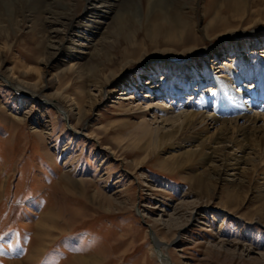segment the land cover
<instances>
[{"label": "rangeland", "instance_id": "1", "mask_svg": "<svg viewBox=\"0 0 264 264\" xmlns=\"http://www.w3.org/2000/svg\"><path fill=\"white\" fill-rule=\"evenodd\" d=\"M157 1L155 33L86 0L0 1V264H160L156 238L171 264H264V119L218 160L186 154L264 113V0ZM190 111L219 120L173 146L159 121Z\"/></svg>", "mask_w": 264, "mask_h": 264}, {"label": "bare ground", "instance_id": "2", "mask_svg": "<svg viewBox=\"0 0 264 264\" xmlns=\"http://www.w3.org/2000/svg\"><path fill=\"white\" fill-rule=\"evenodd\" d=\"M0 1L4 6L7 5L8 8H11V7L15 8V6L17 7V5H18V7L20 6L21 10H31V11L33 10L34 12L48 10V9H46L47 4L44 3V0H0ZM86 1H87V7L85 8V10L87 9V11L89 13H98L100 7H105L106 11L101 12L102 13L101 15L103 16V18L106 19L107 17H111L112 19L116 20V22L118 23L119 26L125 22L124 17H125V15L127 16L128 13H129V15H128L129 17L134 18V22H137L140 24L142 22H144L146 19H148V17L154 16V19L152 18L153 20H150V22L152 21V23L149 24L150 22H148L149 26L146 27L148 32H153V33L160 30V27H159L160 21L159 20L160 19L164 20V17L165 18L168 17L167 16V14H168L167 8L163 5H161V3L159 1H157V3H155L154 2L155 0H145V7L146 8L141 6V3H142L141 0H128V3L120 9L119 8L116 9L117 5H116V3H114L115 0H86ZM66 4H68V3H66ZM236 4H240V3H236ZM236 4H234V5H236ZM132 6H134V9H132ZM65 10H66V12H68V11L69 12H68V14L64 15L65 19L61 20L59 23L62 26H64L65 28H67L70 25L71 17L74 15V12H72L74 10L70 9V4L65 6ZM157 12H159V13L157 14ZM12 13H13L12 10H10V14H12ZM160 13L162 16L160 15ZM177 20H179V19L177 18ZM80 23L81 22H78L75 25L73 24L74 28L78 29V28L84 27L83 24H80ZM88 27H90V26L88 25ZM97 27H99V25H95L94 28L96 29ZM116 27H117V25H116ZM52 29H54V28H52ZM108 78L105 80L103 79L105 84L107 83V80H109ZM245 80L246 79H244L242 83H244ZM242 83H240L239 85H241ZM227 87H228V85H225V88H227ZM20 89L23 90L21 87H20ZM151 89H152L151 93H153L154 90L159 89V86H157V84L151 85ZM229 91H230V94H232V95H236L235 92H238V91H233L231 88L229 89ZM215 95L218 97L219 100L221 99V96L226 97V95L224 94V92L221 89H218L216 91ZM250 96H252V95H250ZM195 97H196V95H195ZM195 97H193L191 99L193 100V99H195ZM99 100H100V98L98 99V101ZM226 100H227L226 101L227 106H230L234 109H237L240 113L244 109V107L240 103H239V105H237V104L235 105L234 100L228 99V98ZM237 100H238V98H237ZM255 100H256L255 97L251 98V100L249 101V104H255L256 103ZM202 104H203L204 108L206 106L210 105L207 103L206 100L205 101L202 100ZM148 106L149 107L156 106L157 108L158 107H162V108L166 107V105L164 103H149ZM68 109L70 112H72V110H73V108L71 106H69ZM158 109L161 110L160 108H158ZM80 113L81 112H79L78 119H81V117L83 115V113H81L82 115ZM240 116H242V115H240ZM243 119H244V123L246 124L244 126H239L236 123L237 119H229L228 122L226 120H223L221 125L216 127V130H218V131H216L215 135L212 138H210L211 140L209 139L210 141L208 140L207 143L204 141L202 142V140L199 141V145H197V146H199L197 149V152H196V150H190L186 154L189 157L190 156L191 157L197 156V157H200V159H206L209 161H213L215 159L218 160L220 157V153H218V152L222 151L223 146H226L224 143H225L226 139L228 138L229 131H233L234 133H236L237 138L241 141H244L245 139H247L249 137H254L256 131L254 129H250V128L253 127V124L256 122L257 119H264V113L254 114L251 116L249 115ZM218 120H219L218 114L216 115V114H211L209 112H206V113L202 112L201 113V112H191L190 111V112H181V114L174 116V117H172V116L162 117L159 122L162 124H168V123H171V125L175 124V126L172 125L173 129L170 132H166L163 137H164V139L166 138L167 140H170L172 142L171 144L173 146H175V145L180 146L179 143H181L180 138H181V135H183V129L187 128L189 130L187 137L189 135H190V137H198V132H200L203 128L207 127L208 125H211V124L216 125ZM175 122H177V124ZM190 129L192 131H190ZM205 129H207V128H205ZM159 139H160V136H159ZM214 144H215V146L212 147ZM209 147L211 148V151L207 152ZM237 161H238V159H237ZM201 179H203V178H201ZM201 183L203 184V181ZM197 187H199V186H197ZM153 241H154L153 244L155 245L153 252L155 254L157 261L160 264H171L169 259H168L167 254L165 253V249H166L165 247L166 246L164 244H161L162 242L160 240H158V238L154 239ZM262 257H263V255H261V259H263ZM11 264H13V263H11ZM14 264H17V263H14Z\"/></svg>", "mask_w": 264, "mask_h": 264}]
</instances>
